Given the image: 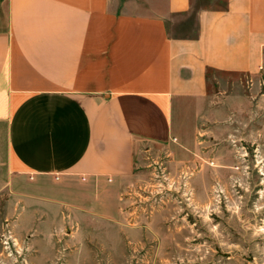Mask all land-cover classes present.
I'll return each instance as SVG.
<instances>
[{
	"label": "crops",
	"instance_id": "crops-1",
	"mask_svg": "<svg viewBox=\"0 0 264 264\" xmlns=\"http://www.w3.org/2000/svg\"><path fill=\"white\" fill-rule=\"evenodd\" d=\"M195 1L0 0V202L94 197L239 111L209 73L262 70L264 0Z\"/></svg>",
	"mask_w": 264,
	"mask_h": 264
},
{
	"label": "rangeland",
	"instance_id": "rangeland-1",
	"mask_svg": "<svg viewBox=\"0 0 264 264\" xmlns=\"http://www.w3.org/2000/svg\"><path fill=\"white\" fill-rule=\"evenodd\" d=\"M209 90L243 102L193 150L153 147L94 197L3 196L0 264H264V67Z\"/></svg>",
	"mask_w": 264,
	"mask_h": 264
}]
</instances>
